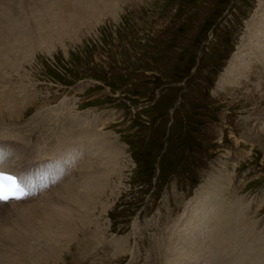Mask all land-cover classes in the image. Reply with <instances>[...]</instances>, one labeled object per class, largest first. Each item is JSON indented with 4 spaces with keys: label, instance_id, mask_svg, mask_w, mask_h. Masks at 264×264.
Masks as SVG:
<instances>
[{
    "label": "rangeland",
    "instance_id": "1",
    "mask_svg": "<svg viewBox=\"0 0 264 264\" xmlns=\"http://www.w3.org/2000/svg\"><path fill=\"white\" fill-rule=\"evenodd\" d=\"M18 1L22 5L14 0ZM259 1L100 0L101 14L83 24L63 25L61 33H23V45L14 41L17 33H6L4 38L16 45L17 59L1 71L0 110L29 106L21 118L12 120L19 127L4 133L23 151L17 164H29L36 154L33 143L26 145L19 137L28 135L20 126L35 113H45L39 114L36 124L53 137L62 135L56 132L62 121L57 120L66 110L71 115L107 114L117 119L102 133L123 150L119 163L125 166L123 181L118 174L111 179L114 194L107 191L104 200L111 206L108 213L95 209L96 243L84 239L82 250L72 245L62 264H164L184 205L225 166L231 173L228 179L221 173L222 184H230L236 199L249 206L244 222L252 224L256 242L262 240L264 73L257 70L256 77L250 74L249 82L242 81L230 65L237 50L249 45L247 25ZM224 77L235 81L225 85ZM5 93L13 96L6 103ZM49 117H57L53 120L57 123L48 124ZM12 123L4 124L12 128ZM78 166L64 169L76 170L71 181L79 175ZM207 204L203 208L212 206ZM196 216L187 229L194 237L203 228ZM38 217L43 218L34 217L36 223ZM156 234L159 238L163 234L162 243ZM122 241L124 254L114 245Z\"/></svg>",
    "mask_w": 264,
    "mask_h": 264
},
{
    "label": "bare ground",
    "instance_id": "2",
    "mask_svg": "<svg viewBox=\"0 0 264 264\" xmlns=\"http://www.w3.org/2000/svg\"><path fill=\"white\" fill-rule=\"evenodd\" d=\"M21 1L22 5L18 4L20 1L16 3L14 0H0V74L7 68L6 66L11 64L12 59L17 57L16 45L4 38L6 33H17L14 41L23 45V33H52L53 35L61 33L64 30H62L63 25L83 24L88 18L101 14L97 7L100 0ZM258 4L247 25L250 36L249 45L244 51L237 50L230 62L235 78L242 81H248L250 74L255 76L259 70L261 75L264 73V0L259 1ZM237 60L238 66L234 69ZM233 81H235L233 77L227 81L226 77L223 78L225 85H230L234 83ZM12 98L13 96L5 93L2 99L6 103ZM28 107L18 108L17 111L0 110V146L5 142L0 147V153L6 160L2 166L9 171L24 170L33 176H44L52 183L37 199L10 203L0 208V217L6 215L2 220L0 219V224L3 226L0 229V264H62L72 245L75 244L82 250L84 247L81 242H84V239L87 242L91 241V244L96 243L97 239L95 240L96 236L93 233L99 232V225H94L95 209L99 208L100 212H107L111 207L109 203L104 202L107 191L114 194L115 190V187L111 186L113 184L111 179L118 174V180L123 181L120 175L125 166L119 164L123 157V150L114 147L109 134L102 133L110 121L117 119L113 116L108 117L107 114L96 118L89 113L71 115L67 110L64 115L62 111L59 112L63 114L61 117V114L58 116V113H55L57 117H60L57 122L62 120L56 132L62 135L53 137L50 131L48 133L42 131L36 124L40 119L39 114L45 113H35L30 116L29 123L25 121L26 124L24 122V125L20 126L21 132L28 135H19V137L26 145L32 142L36 154L29 164L19 165L17 162L22 160L23 151L18 144L14 146L15 142L5 138L4 133L19 127L13 125L12 120L21 118ZM52 112L55 111L49 113ZM51 117L48 118V124L55 118L58 119L55 117L51 120ZM74 117H85L89 120L74 123L71 120ZM4 123H12L13 127H6ZM74 164H79L77 167L79 175L76 180L71 181L69 178L75 175L76 170L64 169H69ZM221 173L225 174V179H228L231 170H227L225 166L224 171L222 169L208 177L201 189L196 191L190 203L188 202L189 205H184L186 207H183V212L178 218L180 220L176 233L173 235L174 238L172 242H168L167 246L165 245L166 254H169V257L163 255L164 261L160 259L159 263L161 261L164 264H180L181 262L184 264H264V247L262 246L260 250L257 247L258 242L264 237L256 242L257 234L254 233L255 236L252 234V224L244 222L247 216L244 214L248 212L249 206L236 199L230 184H222ZM69 180L70 182H67ZM207 203H211L212 206L209 209L203 208L208 205ZM200 207L203 208L201 218L196 216ZM37 216L43 217L41 219L38 217L39 224L35 222L36 220L34 221V217ZM193 216H196L199 223L203 222L202 232L196 237H194L195 233L187 234ZM260 228L263 229L262 226ZM161 238L163 239V234ZM161 238L157 240L158 243ZM162 242L163 240L160 243ZM123 244V241L114 244L119 247L122 254L125 252ZM158 247L160 249L162 245L159 244ZM87 250L88 247H85L82 254ZM150 255L149 253V257ZM138 256L137 254L135 259ZM135 259L133 258L132 262Z\"/></svg>",
    "mask_w": 264,
    "mask_h": 264
},
{
    "label": "snow or ice",
    "instance_id": "3",
    "mask_svg": "<svg viewBox=\"0 0 264 264\" xmlns=\"http://www.w3.org/2000/svg\"><path fill=\"white\" fill-rule=\"evenodd\" d=\"M24 178L6 174L0 171V203H6L10 198L19 199L17 193L24 194Z\"/></svg>",
    "mask_w": 264,
    "mask_h": 264
}]
</instances>
